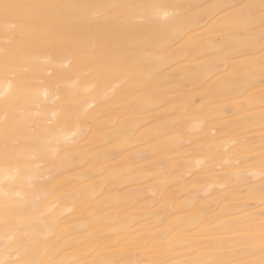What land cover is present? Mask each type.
Segmentation results:
<instances>
[{
  "label": "bare ground",
  "instance_id": "1",
  "mask_svg": "<svg viewBox=\"0 0 264 264\" xmlns=\"http://www.w3.org/2000/svg\"><path fill=\"white\" fill-rule=\"evenodd\" d=\"M0 264H264V0H0Z\"/></svg>",
  "mask_w": 264,
  "mask_h": 264
},
{
  "label": "snow or ice",
  "instance_id": "2",
  "mask_svg": "<svg viewBox=\"0 0 264 264\" xmlns=\"http://www.w3.org/2000/svg\"><path fill=\"white\" fill-rule=\"evenodd\" d=\"M4 7H5V8H8V7H9V5H4Z\"/></svg>",
  "mask_w": 264,
  "mask_h": 264
}]
</instances>
